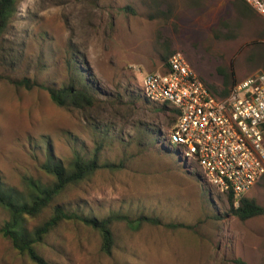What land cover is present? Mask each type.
Wrapping results in <instances>:
<instances>
[{
	"label": "rangeland",
	"instance_id": "1",
	"mask_svg": "<svg viewBox=\"0 0 264 264\" xmlns=\"http://www.w3.org/2000/svg\"><path fill=\"white\" fill-rule=\"evenodd\" d=\"M240 5L246 6L242 0H20L0 37V180L21 188L24 175L45 179L37 163L47 149L68 159L100 146L101 162L122 166L98 169L60 201L97 217L161 220L134 229L114 222L110 253L101 250L95 230L64 222L40 245L49 264H264V212L245 220L231 215L200 167L182 164L175 144L170 150L160 144L173 113L140 91L142 75L164 70L174 52L218 91L224 88L218 68L232 72L234 83L264 71V19ZM69 59L99 98L85 111L56 105L39 86L69 82ZM21 78L36 84L12 81ZM244 196L264 208V175ZM6 219L0 207V225ZM0 264L34 263L0 236Z\"/></svg>",
	"mask_w": 264,
	"mask_h": 264
},
{
	"label": "built area",
	"instance_id": "2",
	"mask_svg": "<svg viewBox=\"0 0 264 264\" xmlns=\"http://www.w3.org/2000/svg\"><path fill=\"white\" fill-rule=\"evenodd\" d=\"M244 1L264 19V0ZM140 91L146 100L176 109L164 143L177 146L189 169L200 167L215 193L231 195L237 203L263 177L264 71H254L220 95L174 52L164 70L142 75Z\"/></svg>",
	"mask_w": 264,
	"mask_h": 264
},
{
	"label": "trees",
	"instance_id": "3",
	"mask_svg": "<svg viewBox=\"0 0 264 264\" xmlns=\"http://www.w3.org/2000/svg\"><path fill=\"white\" fill-rule=\"evenodd\" d=\"M242 1L247 7L251 8L244 0ZM19 2L20 0H0V37L6 29L10 18L16 12ZM240 6L242 9H246V6ZM125 8L131 10L129 6ZM75 63L74 59L67 61L70 72L69 82L59 87L51 85L39 86L47 91L49 98L56 105L85 111L94 107L98 103L99 98L85 78L84 73L77 68ZM218 71L223 77L224 88L218 91L207 85L214 92L225 95L234 83L233 73L224 68H218ZM12 81L27 88H31L32 85L36 84L31 83L28 78ZM160 109H169L173 113L169 124L171 128L176 120V109L166 104H161ZM159 142L164 148L171 149L161 140ZM99 150L100 146H96L87 156L75 151L68 159H61L54 157L47 149L44 160L37 163V169L44 175V180L24 175L21 181V188L4 184L0 180V207L7 216V219L0 225V236L6 239L14 250L19 254L25 255L34 264H49L40 253V245L44 243L46 237L54 229L64 222L80 223L95 230L100 238V248L105 253H110L114 246L115 238L112 230L114 222L124 221L128 227L133 229L144 222L155 225L161 224V220L158 217L147 215L130 217L127 214L110 213L103 217H97L69 208L67 204L60 201L69 187L80 183L98 169L109 168L112 170L122 166L109 161L101 162ZM180 165L183 167L182 164ZM227 201L229 203V213L240 220H245L264 212L263 206L255 199L244 195L238 199L237 203H235L231 195L227 196ZM46 211L48 214H44L40 222L32 227L27 225L30 219L36 218ZM237 262L244 264L240 261Z\"/></svg>",
	"mask_w": 264,
	"mask_h": 264
}]
</instances>
